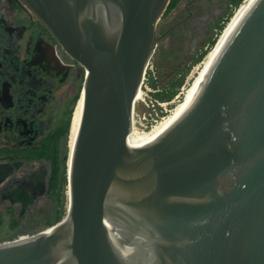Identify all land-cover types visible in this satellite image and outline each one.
Wrapping results in <instances>:
<instances>
[{
	"label": "water",
	"instance_id": "1",
	"mask_svg": "<svg viewBox=\"0 0 264 264\" xmlns=\"http://www.w3.org/2000/svg\"><path fill=\"white\" fill-rule=\"evenodd\" d=\"M23 1L85 77L66 216L1 243L0 264H264V0L142 142L135 105L172 0Z\"/></svg>",
	"mask_w": 264,
	"mask_h": 264
},
{
	"label": "flooded vegetation",
	"instance_id": "2",
	"mask_svg": "<svg viewBox=\"0 0 264 264\" xmlns=\"http://www.w3.org/2000/svg\"><path fill=\"white\" fill-rule=\"evenodd\" d=\"M234 1L179 0L173 8L170 3L156 27L152 58L158 72L166 71L164 88L208 52ZM84 77L82 64L23 0H0L2 221L10 211L17 221L41 220L39 206L48 198L52 163L59 162L68 171L73 118ZM22 193L23 199L18 196Z\"/></svg>",
	"mask_w": 264,
	"mask_h": 264
},
{
	"label": "rangeland",
	"instance_id": "3",
	"mask_svg": "<svg viewBox=\"0 0 264 264\" xmlns=\"http://www.w3.org/2000/svg\"><path fill=\"white\" fill-rule=\"evenodd\" d=\"M246 0H244L245 2ZM244 2L236 9H233V14L230 17L228 21H226L225 27L221 33H218L217 36L215 37L216 43L214 46H212L204 59L199 62L198 64H195L193 67L190 68L186 80L182 87L180 88L178 94L174 97L173 99V106L172 110H174L177 105H179L180 102H182L186 96L187 91L191 88V86L195 83L196 78L198 77L197 68L202 65V63L205 62V60L208 58V56L214 51L220 37L222 36L224 30L227 28L228 24L231 22L233 17L236 15L238 10L241 8V6L244 4ZM170 70V69H169ZM166 71H160L158 72L156 68L154 67V60L152 59L149 67L147 69V75L145 76V85L143 86V92L146 93V103L144 102H137L136 107H135V115H134V127L138 132H148L155 126H157L162 120H158V123H152V125L147 124V120L144 119L149 118V112L151 111L152 104H155V99L157 93H161V90H164V85L167 81L166 76ZM193 76V77H192ZM171 113H168L166 116H169ZM69 194H68V189L66 191V207L69 205ZM41 207V220L40 221H35L31 223L30 221H27L26 219L22 221L21 223V228L19 230H12L9 226V217L6 215L5 216V223L0 230V244L4 242H9L15 239H18L23 236H32L35 235L39 232H41V229H37L38 224H43L44 220L47 218H50L53 216V212L55 209V204L52 200L45 198L42 202L39 208ZM40 215V216H41ZM37 226V227H36ZM45 230V229H44Z\"/></svg>",
	"mask_w": 264,
	"mask_h": 264
},
{
	"label": "trees",
	"instance_id": "4",
	"mask_svg": "<svg viewBox=\"0 0 264 264\" xmlns=\"http://www.w3.org/2000/svg\"><path fill=\"white\" fill-rule=\"evenodd\" d=\"M179 0H172L170 8H173L176 6ZM244 0H236L234 1V9L238 8ZM233 14V10L230 12L229 17L227 21L230 19V17ZM225 25H222L219 27V33H221L224 29ZM216 43V39H214L211 42V47L214 46ZM207 52H204L200 58L194 63L198 64L201 62L204 57L206 56ZM189 72V71H188ZM188 72H184L182 77L174 80L167 88H164V90H161V93H157L155 96L160 101H172L174 97L178 94L180 88L184 84L186 80V76ZM53 171L52 175L49 179V189L47 193V197L52 200L55 204V209L53 212V216L50 218H47L44 220L43 224H38L36 227L37 229H41L40 231H43L44 229H47L49 227L54 226L55 224L61 222L67 212V205H66V191L68 187V174H67V167H62L59 162H53ZM10 215H7L9 217V226L12 230H19L21 228L22 221H17L13 211L9 212ZM33 223L32 221H30ZM4 221L1 220L0 217V230L4 225Z\"/></svg>",
	"mask_w": 264,
	"mask_h": 264
},
{
	"label": "bare ground",
	"instance_id": "5",
	"mask_svg": "<svg viewBox=\"0 0 264 264\" xmlns=\"http://www.w3.org/2000/svg\"><path fill=\"white\" fill-rule=\"evenodd\" d=\"M256 0H246L244 4L241 6V8L238 10L236 15L233 17L231 22L228 24L227 28L224 30L222 36L220 37L214 51L208 56V58L205 60L202 65H200L197 68L198 77L196 78L195 83L191 86L189 91H187L186 96L182 102L177 105V107L172 111V113L163 119L157 126L152 128L148 132H138L135 127L133 128V132L131 136L129 137V141L132 142H142L147 141L154 136H156L160 131H162L167 125H169L188 105L189 101L203 82L204 78L206 77L207 73L209 72L211 66L213 65L214 61L216 60L217 56L219 55L221 49L235 30V28L238 26V24L241 22V20L244 18L246 13L249 11V9L252 7V5L255 3ZM193 77V76H192ZM74 123V118H73ZM135 124V123H134ZM73 132V125L72 130ZM71 141H72V134H71ZM70 151H71V143H70ZM70 161V158H69ZM68 169H69V163H68ZM69 194V193H68ZM69 205V204H68Z\"/></svg>",
	"mask_w": 264,
	"mask_h": 264
},
{
	"label": "built area",
	"instance_id": "6",
	"mask_svg": "<svg viewBox=\"0 0 264 264\" xmlns=\"http://www.w3.org/2000/svg\"><path fill=\"white\" fill-rule=\"evenodd\" d=\"M149 67V66H148ZM148 69V68H147ZM147 75V70H146V74L145 76ZM145 80L146 78L144 77V80H143V84L141 86V89H140V92H139V95H138V98H137V102H144L146 103V93L143 92V86L145 85ZM173 100L172 101H160L159 99H155V104L153 103L152 104V107H151V111L149 112V118H144L147 120V124H151L152 123H158V120H163L165 119L166 116L168 113H172V106H173ZM136 107V105H135ZM134 115H135V110H134ZM135 123V121H134Z\"/></svg>",
	"mask_w": 264,
	"mask_h": 264
}]
</instances>
